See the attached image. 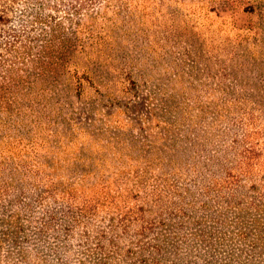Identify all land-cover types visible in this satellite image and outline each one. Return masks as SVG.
<instances>
[{
    "label": "rangeland",
    "instance_id": "rangeland-1",
    "mask_svg": "<svg viewBox=\"0 0 264 264\" xmlns=\"http://www.w3.org/2000/svg\"><path fill=\"white\" fill-rule=\"evenodd\" d=\"M75 2L2 58L0 264H264V0Z\"/></svg>",
    "mask_w": 264,
    "mask_h": 264
},
{
    "label": "trees",
    "instance_id": "trees-1",
    "mask_svg": "<svg viewBox=\"0 0 264 264\" xmlns=\"http://www.w3.org/2000/svg\"><path fill=\"white\" fill-rule=\"evenodd\" d=\"M50 0H0V60H3L0 63V69L4 65H8L7 61L3 58L5 53L13 52L21 56L25 54L29 58V62L36 64L34 69L38 70V74H44V72H52L55 70L57 63L53 65L47 63L45 65L42 61L44 57H54L61 59L65 55L67 48L64 47V44L67 42V39L58 38V33L54 34L52 39H44L45 30L44 27H48V30L53 31V27L59 25L60 23H54L51 25L50 22H47L45 18L41 17V8L42 6L48 5ZM56 1V0H52ZM92 0H76L75 4L68 3L69 8L66 11V16L64 20L70 21L73 20V17L76 18L78 11L86 5L87 2L90 4ZM183 1V0H178ZM54 3V2H53ZM58 4H63L59 2ZM57 4H52V7L55 8ZM67 5V6H68ZM77 6V7H76ZM70 11H72L70 13ZM71 15V17H68ZM46 17V16H45ZM49 21H53L51 17ZM36 28L39 30V33L36 37L30 36ZM56 39L59 43V47H54L51 43V40ZM22 60V58L20 59ZM8 71L5 68L6 72ZM0 98L2 99L3 93L7 89V83H4L3 77H0Z\"/></svg>",
    "mask_w": 264,
    "mask_h": 264
}]
</instances>
